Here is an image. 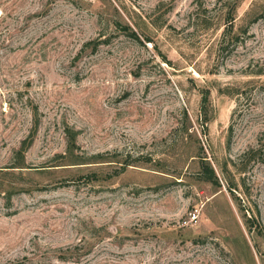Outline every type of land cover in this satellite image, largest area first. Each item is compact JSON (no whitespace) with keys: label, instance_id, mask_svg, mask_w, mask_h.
Wrapping results in <instances>:
<instances>
[{"label":"rangeland","instance_id":"rangeland-1","mask_svg":"<svg viewBox=\"0 0 264 264\" xmlns=\"http://www.w3.org/2000/svg\"><path fill=\"white\" fill-rule=\"evenodd\" d=\"M0 264H264V0H0Z\"/></svg>","mask_w":264,"mask_h":264},{"label":"trees","instance_id":"trees-1","mask_svg":"<svg viewBox=\"0 0 264 264\" xmlns=\"http://www.w3.org/2000/svg\"><path fill=\"white\" fill-rule=\"evenodd\" d=\"M227 34V31H224V38L225 35ZM135 36V35H133ZM208 96H209V92L208 91H203L202 92V97H201V102H200V112L203 114V119L205 122H207L208 119V115H207V103H208ZM20 154V151L18 152ZM206 162V161H204ZM202 178L206 181L211 182L212 184H215L217 186H219V182L215 176L214 170L212 169V167H210L209 165H207V163H202ZM131 164L124 162L122 165V169L127 168L128 166H130ZM18 167H22V166H18Z\"/></svg>","mask_w":264,"mask_h":264}]
</instances>
